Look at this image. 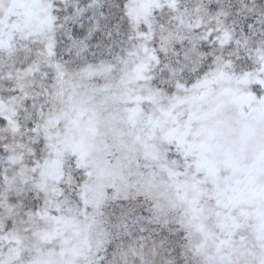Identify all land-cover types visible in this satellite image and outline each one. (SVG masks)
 Listing matches in <instances>:
<instances>
[{
	"label": "snow or ice",
	"instance_id": "1",
	"mask_svg": "<svg viewBox=\"0 0 264 264\" xmlns=\"http://www.w3.org/2000/svg\"><path fill=\"white\" fill-rule=\"evenodd\" d=\"M0 264H264V0H0Z\"/></svg>",
	"mask_w": 264,
	"mask_h": 264
}]
</instances>
